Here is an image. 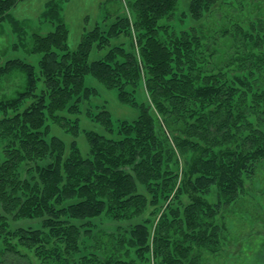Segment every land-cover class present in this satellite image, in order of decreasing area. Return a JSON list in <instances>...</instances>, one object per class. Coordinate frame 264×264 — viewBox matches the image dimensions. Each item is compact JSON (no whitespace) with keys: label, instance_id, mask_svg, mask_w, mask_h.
<instances>
[{"label":"trees","instance_id":"obj_1","mask_svg":"<svg viewBox=\"0 0 264 264\" xmlns=\"http://www.w3.org/2000/svg\"><path fill=\"white\" fill-rule=\"evenodd\" d=\"M59 1L42 12L54 30L32 34L37 67L0 63V264H30L21 246L41 264H264V207L252 197L264 191L245 180L264 183V0H190L195 22L180 29L161 22L179 0H127V15L95 25L74 49ZM16 2L0 0V21L22 34L8 13ZM123 32L127 46L88 60ZM87 75L137 115L115 124L105 106L86 107L107 134L84 130L83 156L47 120L79 135L75 115L98 91ZM212 186L213 203L202 196ZM103 216L139 221L107 231ZM9 218L40 227L11 228Z\"/></svg>","mask_w":264,"mask_h":264},{"label":"rangeland","instance_id":"obj_2","mask_svg":"<svg viewBox=\"0 0 264 264\" xmlns=\"http://www.w3.org/2000/svg\"><path fill=\"white\" fill-rule=\"evenodd\" d=\"M48 1L49 0H17L15 6L8 11L9 16L17 20L22 25L24 30L22 34L13 30V24L10 23L9 19L0 21V63H4L7 59L20 58L34 64L37 67V62L41 54L31 51L32 34H46L53 31L57 24L56 20L52 22L42 17V12L45 10V4ZM239 1H243V3L245 2L246 4L245 0H233L229 4L236 8ZM189 2L190 0H179L176 10L172 13L171 19L165 18L161 20V22H168L176 29L184 28L194 23L195 21H193L188 15ZM59 3L60 18L68 28L67 45L69 49H74L81 40L82 35L91 30L95 25H99L100 27L107 29L111 23L116 21L117 17H124L128 14L127 0H60ZM229 4H223V8L226 10ZM243 10H246V5ZM184 12L187 14L186 17H183L182 15ZM218 27H220V23L216 26V28ZM129 38L130 36L123 32L119 35V37H113L109 45L103 46L100 49L93 46L89 53L88 60L93 61L101 58L114 44L121 43L122 45L127 46ZM85 84L94 85L98 91L96 95L91 98L88 104L82 105V112L75 115L80 120L81 132L79 135L74 138L72 134L63 128V125L53 121L51 118V120H47V123L51 128L50 132L62 138L67 144L75 139L83 156H86L88 153V143L84 135V130H93L98 133L107 134L100 124L85 115V112L87 111L85 109L86 107L93 106L92 110L96 111L94 106H105V108L111 113L115 124L117 119L130 120L137 115V111L135 109L127 105H123L118 101L116 91L114 89H106L90 75L85 76ZM21 85V81L20 84L17 85L12 83L10 87V94H12L17 88H20ZM8 87L9 85H7L6 89L4 88L7 93L9 91ZM143 95L142 90L141 96L143 97ZM65 115L67 116V114ZM75 116L72 115L70 118ZM4 143L5 142L0 141V158L3 153L2 147L4 146ZM262 163L264 166V159ZM181 164H183V160L181 161ZM256 177L257 181L255 180L253 182L245 176L246 185L250 187L252 184H255L258 186L257 188L263 192L264 183L260 182L262 177L259 175ZM181 179L182 176L180 174L177 185L181 183ZM202 196L211 203L215 202L217 199L215 187H210L209 190ZM252 197H254L257 201L259 200V202L261 201L264 207V193L254 191ZM182 200L184 202L188 201L185 194H182ZM148 213L149 211L147 212V215ZM261 213L263 215V219L262 221L260 220L256 223V228L259 231V237L261 236V239L264 240V210H262ZM131 220L132 221H128L126 219L121 222H117L110 219L108 216H103L97 225L103 227L107 231H111L118 225L121 227H127L129 224L139 221V217ZM9 223L11 228L19 226L40 227V221L38 219L29 220L9 218ZM0 242L1 246L4 245L3 239H1ZM20 249L22 252H27L30 264H41V258L38 256L35 249H26L22 246ZM255 249L256 247H253L251 250ZM257 250L255 252H257ZM8 258L9 256L5 259ZM1 260L2 259H0V261ZM21 261L23 263L25 262V259H22Z\"/></svg>","mask_w":264,"mask_h":264}]
</instances>
